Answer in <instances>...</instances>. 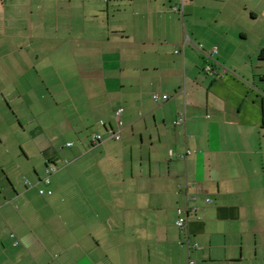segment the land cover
Here are the masks:
<instances>
[{
  "label": "crops",
  "instance_id": "0c3cea01",
  "mask_svg": "<svg viewBox=\"0 0 264 264\" xmlns=\"http://www.w3.org/2000/svg\"><path fill=\"white\" fill-rule=\"evenodd\" d=\"M0 166V264H264V0H0Z\"/></svg>",
  "mask_w": 264,
  "mask_h": 264
},
{
  "label": "rangeland",
  "instance_id": "374dc122",
  "mask_svg": "<svg viewBox=\"0 0 264 264\" xmlns=\"http://www.w3.org/2000/svg\"><path fill=\"white\" fill-rule=\"evenodd\" d=\"M74 47L76 49H74V48L69 49L71 54H68V52L65 53L67 55L66 57H68L67 59H68V62L70 63V67H71L72 71H74V70L76 71L77 65H79L80 63H83V61L86 59L85 57L82 56L83 55L82 54V50H80L76 45H74ZM199 48H200V50H203L204 53L207 52L205 49H202L201 47H199ZM175 49L177 50V52L180 50L179 47H173L172 50H175ZM66 51H68L67 48H66ZM75 51H77V52H75ZM78 51H80V53L77 55ZM61 62L62 61H60V60L56 61V64H57V67H58V70H59V75L54 76V78H55V87L57 89V93L60 95V100H65L66 97L68 96V94L65 95L66 94L65 90L68 87L69 88L70 87H74V88L79 89L76 92L71 90L72 91L71 94L73 95V97L75 99H79L80 96L83 97V94H84L83 91L87 90L86 85L90 84L89 75L87 74L86 75L87 77H86L85 75H80V73H78L76 75H73V72L66 73L64 70H62V67H63L62 65L63 64H61ZM42 87L44 88V85H41V89H40V93H39L40 95L43 94ZM64 88H66V89H64ZM92 93H94V92H91V94ZM34 99H36V97H34ZM25 110L27 111L26 114H28V112H30V110H28V109H25ZM54 110H55L57 115L63 116V112H64L63 108H61V109L55 108ZM101 123H102V121H101ZM14 147H15V153L13 155H14V157H16V155L18 154V149L20 150V147H19L18 144L17 145L15 144ZM57 164H58V167H61L64 164V161L57 162ZM0 171L4 174L3 168L1 166H0Z\"/></svg>",
  "mask_w": 264,
  "mask_h": 264
},
{
  "label": "built area",
  "instance_id": "2783aa9c",
  "mask_svg": "<svg viewBox=\"0 0 264 264\" xmlns=\"http://www.w3.org/2000/svg\"><path fill=\"white\" fill-rule=\"evenodd\" d=\"M174 10H178V11H181L183 10V5H174L173 7ZM199 47L202 48V45H199ZM217 51V48L214 47L212 48L210 51H207L206 54L207 55H211L213 52H216ZM205 70L209 73H217V71L215 70L214 66L212 64H206L205 65ZM222 73V72H221ZM154 99L156 101H163V100H166L170 97L169 94L167 93H163V94H160V93H154L153 95ZM123 111L122 108H118L117 109V114H120L121 112ZM104 122V121H102ZM110 136H113L117 139L120 138V134L118 132H114L112 131V134ZM103 138V136L100 134V133H96L94 136H93V143H97L99 141H101ZM73 143L72 142H68V145H72ZM188 153H190L191 151L188 150L187 151ZM185 154H183L182 156H184ZM58 169V166L52 162V161H48V164H47V170H46V175L43 177V180L46 182V183H49L50 182V175L55 172L56 170ZM40 192L41 193H48V194H51L53 191L50 189V190H45L44 188H40ZM210 200V198H209ZM177 224L179 225L180 229L182 231L185 230L186 228V225H187V218L185 216H181L178 221H177Z\"/></svg>",
  "mask_w": 264,
  "mask_h": 264
}]
</instances>
